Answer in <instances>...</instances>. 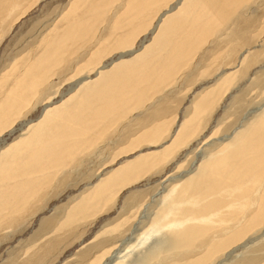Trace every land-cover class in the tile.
I'll return each mask as SVG.
<instances>
[{"label":"rangeland","instance_id":"1","mask_svg":"<svg viewBox=\"0 0 264 264\" xmlns=\"http://www.w3.org/2000/svg\"><path fill=\"white\" fill-rule=\"evenodd\" d=\"M76 1L0 0V152L26 135L44 107L66 98L78 82L94 79L99 68L150 39L148 31L155 19L144 20V24L152 23L137 33L131 47L117 52L111 49L126 32H115L114 28L132 22L137 11L127 7L136 0H116L103 10L102 23L96 21L87 37L74 43L64 41L62 36L73 19L84 22L87 18L91 0L79 7L74 5ZM168 1L159 13L174 0ZM228 17L172 83L161 86L143 105L129 111L92 146L80 149L54 179L38 186L37 197L12 217L0 220V264H139L156 248L153 246L161 231L152 219L167 190L190 175L207 149L264 108V0H243ZM230 73H235L230 88L206 115L198 134L158 158L127 186L78 214L73 210L70 220L69 212L87 199L98 179L139 156H158L198 95ZM14 92L20 95L13 103ZM161 123L167 127L156 144L139 140L134 150L126 152L131 142ZM254 207L245 211L246 217L243 213L237 222L226 223L229 230L226 224L214 228L187 247L161 250L146 264H264V219L208 262L194 263L204 256L208 242L225 238L243 226Z\"/></svg>","mask_w":264,"mask_h":264},{"label":"bare ground","instance_id":"2","mask_svg":"<svg viewBox=\"0 0 264 264\" xmlns=\"http://www.w3.org/2000/svg\"><path fill=\"white\" fill-rule=\"evenodd\" d=\"M115 1H89L87 18L84 22L73 19L71 28L63 34L62 39L74 43L89 35L95 22L105 14L103 10ZM242 1L174 0L161 13L160 9L168 0L129 2L128 8H137L133 16L135 18L132 22L122 24V27L114 28L115 32L124 29L126 32L119 35L111 49L117 52L131 47L137 33L144 31L145 26L148 28L152 23L144 24V20L155 19L148 31L150 39L141 41L139 49L122 53L109 65L99 68L94 79L87 77L75 86L72 85L74 87L66 98L63 99V96L61 101L44 107L40 118L28 128L26 135L0 152V220L12 217L13 212L20 211L28 204V200L37 197L38 186L54 179L80 149L92 146L118 120L125 118L129 111L143 105L161 86L172 83L198 48L206 43L216 28L226 23L230 12ZM86 2L87 0H77L74 5L79 7ZM97 58L98 56L94 60L92 58V62H96ZM234 77L235 73H230L198 95L191 110L177 125L169 143L163 146L158 156H139L98 179L87 193V199L81 200L69 212L70 220L73 210L78 214L127 186L154 166L158 158L169 155L198 134L206 115L230 88ZM28 84L30 86V83L26 86ZM23 87L25 84L22 89ZM15 88L18 89L16 86ZM19 95V92L14 94L11 98L13 103L17 102ZM13 110L15 111L14 108ZM166 127L163 123L151 127L131 142L126 152L134 150L139 140L149 139L152 144H156ZM207 150L199 163L191 167L187 178L182 176L184 179H179V182L175 179L177 182L169 190L166 189L162 198L164 201L152 219L156 230L161 231L153 246L156 248L145 256L141 254L144 257L139 264L148 263L161 250L187 247L194 239L238 219L243 213L246 217L245 211L255 206L253 215L245 220L246 223L243 221V226L228 233L226 224L224 227L228 230H223L227 231V237L206 241L210 243L207 251L194 263L206 262L217 252L230 248L263 221L264 108ZM148 251L150 250L147 249L146 252Z\"/></svg>","mask_w":264,"mask_h":264}]
</instances>
